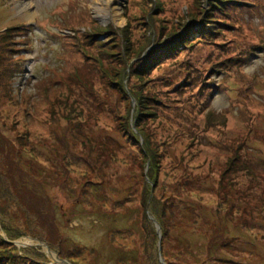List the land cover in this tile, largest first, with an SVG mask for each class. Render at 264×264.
Segmentation results:
<instances>
[{
  "label": "rangeland",
  "instance_id": "obj_1",
  "mask_svg": "<svg viewBox=\"0 0 264 264\" xmlns=\"http://www.w3.org/2000/svg\"><path fill=\"white\" fill-rule=\"evenodd\" d=\"M70 1L0 0V264H264V0Z\"/></svg>",
  "mask_w": 264,
  "mask_h": 264
},
{
  "label": "trees",
  "instance_id": "obj_2",
  "mask_svg": "<svg viewBox=\"0 0 264 264\" xmlns=\"http://www.w3.org/2000/svg\"><path fill=\"white\" fill-rule=\"evenodd\" d=\"M219 1V0H218ZM241 1H246V0H237L236 1V3H242V4H245V2H241ZM76 2V0H72V1H70L69 2V5L70 4H73V3H75ZM221 1H219V3H220ZM232 2H234L235 3V1H233L232 0ZM224 3H225V1H224ZM257 3V4H256ZM248 5H252V6H254V7H259V5H260V0H248V3H247ZM247 9H241L240 10V12H242V11H246ZM228 15V14H227ZM237 16H239V14L237 15ZM68 18H70V17H68ZM65 19V21H64V24L65 25H67V26H70L67 22H70V20L69 19ZM214 23H216V24H219V23H221V22H218L217 20H215L214 21ZM63 24V25H64ZM235 24H238L237 22L235 23ZM226 26H229V24L227 23L226 24ZM20 27H22L21 25H19V26H16V25H13V26H11L10 28H7L6 30H4L2 33H5V32H8V31H11V30H17V29H19ZM204 27V25L203 26H201V28H203ZM210 27V26H209ZM231 27H233V26H231ZM68 29H71V30H73V28L70 26V28H68ZM104 30V29H103ZM207 34V32H205V35ZM209 35H212L211 34V32L210 33H208ZM3 35V34H2ZM172 35H174V34H172ZM230 41H227V44L229 43ZM263 42V41H262ZM227 51H225V53H226ZM224 55V54H223ZM244 58H242V57H238L237 58V60H243ZM160 60V58L159 57H154L153 58V60L150 62V64H152L153 63V61H159ZM231 59L230 58H226V59H223V60H221V63L220 64H217V67L218 68H223L224 70H226V71H230L231 70V68H225L227 65H229L230 67H231V64L228 62V61H230ZM239 63H241V62H239ZM242 66V65H241ZM241 66H240V64H237V68H236V70L237 69H239L240 70V68H241ZM147 68V67H146ZM202 83H204V82H202ZM210 88H208V90H209ZM133 97L135 98V100L137 101V99H138V97L137 96H134V94H133ZM153 98H151V100H152ZM139 111H140V107L139 108H137V109H135V111H134V117H135V120H137V122H136V126H135V128H137L136 129V131L139 133V135L140 136H142L143 137V139H144V135H143V133L140 131V130H138V127H137V125H138V113H139ZM131 134H132V136L134 137V138H137V136L134 134V133H132L131 132ZM144 143H145V140H144ZM141 151H142V155H143V157H144V160H145V163H146V165H147V172H146V174H145V181H146V183H145V190H143V199H142V204H143V207H144V210L145 211H148L149 213H150V215H151V217L153 218H151V220L153 221V222H155V221H157L159 224H160V221H159V217L156 215V205H158V203L155 201V199H154V196H152V193H153V188L155 187V185H153V188L150 190V187H149V183L151 182V183H155V180H156V178H155V171H154V168H155V161H154V156L152 155V150L149 148V147H145L144 146V144H143V146L141 147ZM15 163H13V166L14 167H17L18 169H19V171H20V173L22 172L23 173V175H25V176H28V174H29V172L28 171H26V169L21 165V166H15L14 165ZM33 168V167H32ZM34 169V168H33ZM0 171H1V173L4 171L3 170V167H2V165H0ZM6 176H8L7 174H6ZM29 177V176H28ZM29 179V178H28ZM8 188V189H12L14 186H9V185H7V183L5 182V180H4V178H3V175H1V177H0V190H2V195H7L8 193H9V190L6 188V187ZM43 193H44V189H43ZM19 205L20 206H22L23 208H25L24 206H23V204H22V202H19ZM26 209V208H25ZM3 210H4V205H0V212H2L3 213ZM145 217V216H144ZM38 220H39V218H33V216H29L28 215V213H26L25 215H24V218H22V219H17V222H20L21 223V221L24 223V225L26 226V230H29L31 233H33V234H29V232L28 231H25V232H22V233H20V232H18L17 233V235H11V234H9V233H7V237H8V240H10V241H14V240H16V239H18V238H21L22 236H31V237H34V238H41V237H38V235L37 234H35L33 231H31L30 230V228H29V226L30 227H33V225H34V227H35V229L34 230H36V231H38L39 233H42V234H40L42 237H44V233H45V228L46 227H44L43 225H38ZM37 221V222H36ZM35 222V223H34ZM148 222V221H147ZM149 223V222H148ZM45 225H47L46 223H44ZM22 227H24V226H22ZM162 227V226H161ZM41 240V239H40ZM0 244H2V245H5L6 247H8L11 251H16V249H15V247L12 245V244H10L8 241L7 242H1L0 241ZM160 246V245H159ZM160 248V247H159ZM22 252H23V256L22 257H19V256H17V255H10V254H8L7 256H10L9 258L11 259V264H26L27 262H30V261H28L29 260V254H30V250H28V249H24V250H22ZM33 254H36L35 252H33ZM0 255H1V257H0V262L1 261H3V259L6 257V256H3V254L2 253H0ZM27 255H28V258H27ZM35 258V257H34ZM33 262V261H32ZM34 264H43V263H41L39 260H37L36 258H35V262H34Z\"/></svg>",
  "mask_w": 264,
  "mask_h": 264
},
{
  "label": "water",
  "instance_id": "obj_3",
  "mask_svg": "<svg viewBox=\"0 0 264 264\" xmlns=\"http://www.w3.org/2000/svg\"><path fill=\"white\" fill-rule=\"evenodd\" d=\"M4 239V238H3ZM5 240V239H4ZM6 241V240H5ZM10 244H12L13 246H15V247H25L26 245L24 244V243H22V242H19V241H12V242H9ZM39 245H41L42 247H45V245L44 244H42V243H38ZM46 248V247H45ZM47 250V252L49 253V254H51V251L49 250V249H46ZM51 257H52V260H53V262L54 263H56V264H68L66 261H64V260H60L56 255L55 256H53V255H51Z\"/></svg>",
  "mask_w": 264,
  "mask_h": 264
}]
</instances>
